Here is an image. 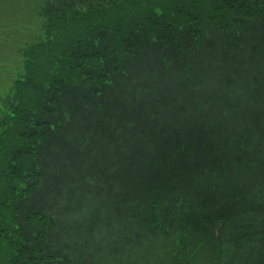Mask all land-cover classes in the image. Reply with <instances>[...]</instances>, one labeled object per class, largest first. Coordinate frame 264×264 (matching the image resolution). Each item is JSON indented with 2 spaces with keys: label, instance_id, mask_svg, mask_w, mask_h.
<instances>
[{
  "label": "trees",
  "instance_id": "16d2710c",
  "mask_svg": "<svg viewBox=\"0 0 264 264\" xmlns=\"http://www.w3.org/2000/svg\"><path fill=\"white\" fill-rule=\"evenodd\" d=\"M161 1L23 2L12 17L30 11L37 23L30 36L16 29L25 36L21 44L2 26L6 14L0 8V64L10 66L13 76L0 98V264H139L150 258L145 247L161 253V264H184L172 260L177 251L161 245L171 226L158 222L157 210L152 215L156 201L149 193L176 194L175 210L191 203V177L185 178L198 168L180 167L179 159L207 136L203 104L232 113L260 105L240 135H233L235 126H222L221 111L206 119L217 129L210 135L216 144L233 136L254 145L237 147L227 168L218 145L208 150L201 144L215 177L244 163V155L264 157V0H173L178 3L165 13L149 11L123 30L111 24L116 33L97 28L92 43L82 45L66 33L74 22ZM200 1L211 6L203 11ZM225 87L250 93L230 101L223 99ZM116 125L126 129L125 142L117 144ZM165 133L174 157L162 143ZM112 144L119 154L101 169ZM150 147L155 154L139 158ZM238 151L241 159L231 164ZM98 170L111 177L107 188ZM258 175L250 183L255 210L264 206L258 189L264 174ZM241 196L235 204L246 202ZM220 199L202 209L226 208L230 199ZM62 211L72 215L67 223L60 220ZM224 224L212 222L218 234ZM161 230L157 246L148 237ZM260 241L264 248V236ZM255 260L264 264V257Z\"/></svg>",
  "mask_w": 264,
  "mask_h": 264
},
{
  "label": "rangeland",
  "instance_id": "374dc122",
  "mask_svg": "<svg viewBox=\"0 0 264 264\" xmlns=\"http://www.w3.org/2000/svg\"><path fill=\"white\" fill-rule=\"evenodd\" d=\"M23 2L30 7L34 5V0H0V8H2L6 14L5 17H3L1 24L4 28H9L7 32L10 33V38L19 44L24 41L25 36L32 35L35 30L33 29L34 25L37 23L34 16H31L32 13L30 11L23 16L17 15L18 20L12 17L15 14L16 7L21 8ZM174 2L176 4L178 3L173 0H165L148 8H133L130 10L119 8L113 12H109V14L106 13L101 16L74 22L72 23L73 25L68 28L66 33H68L67 35L70 37L73 36L78 38V42L82 45L87 44L88 42L92 43L97 40V28L101 27V29L116 33L115 30L111 29V24H114L123 30L131 19L145 15L149 11L155 14H163L168 7L173 5ZM198 5L201 6L203 11L206 10V7L211 6V4H205L204 1L198 2ZM174 7H176V5ZM16 29L22 30L25 36H20ZM55 34H57V30H55ZM2 35L3 33L0 31V36ZM7 68H10V66H3L0 64V98L8 92L10 83L13 79V76L10 75V69L8 70ZM237 91L238 90L225 87L224 92L222 93L223 99L227 98L232 101L239 98L240 94L248 95L250 93V91ZM262 101H264V95H262ZM258 108H254L251 104V110L248 112L244 113L243 111L238 110L236 113H232V111L224 108L203 104V112L206 115V119L213 120V111H221L222 114L218 113V119L221 121L223 127H227V125L236 127L237 130L234 131V136L242 133V125L245 123L248 126L249 118ZM237 115H239V120L235 122ZM206 119L204 123V126L207 129L206 138L199 140L197 145L193 146V151H187V158L179 159L180 167H183L185 162L186 168L192 167L193 165L198 168L196 171L193 170L191 176H186L185 178L188 180L191 177L189 191H191L192 195L189 198L191 201L189 206L183 208L181 200L177 199L175 205L179 208L182 207L183 209L175 210L173 208V203L176 194H169L166 193L167 191L165 190L158 191L156 189H153L152 193H149V198L154 199L157 203L158 222H163L164 220L171 226L167 236L161 241V245L164 244L169 251H177L179 257L176 256L172 258V260L179 259L182 262L184 261V264H187L189 261V264H258L259 260L255 259L264 257V248L260 241V238H263L264 236V215L261 212L264 210V206L255 210L256 206L251 202L250 183H253L256 180V175L258 174V176L262 178V175L264 174V157L251 160L247 155H244V163H238L236 166L224 171V173H220L219 177H215L216 170L214 168L212 157L209 153L202 150L201 144H205L208 150H212L214 145H218L221 156L226 158L225 164L227 168L228 160L232 155H235V149H237V147L242 143L247 146V149L252 148L254 145L246 141L242 142V140L233 136L230 137V140L227 143L216 144L214 142V137H210V135L215 133L217 129L212 130L214 126L209 125V122L206 121ZM170 126L171 123L168 122L164 129H168ZM115 130L121 138L116 141L117 144L121 141L125 142V139L122 140V137L123 134L126 135V129L122 126L116 125ZM96 138L97 137H93L92 139L94 143L96 142ZM171 141L169 134L165 133L162 143L171 146L173 152H171L169 156L174 157L176 154L174 149L176 148L172 146ZM227 146L228 148H226ZM102 147L107 148L105 145ZM113 150L114 145L112 144L105 156V159L108 160V165L106 167H101V169H106L110 165L109 162H113L112 160L118 156L119 153L113 152ZM262 150H264V147ZM154 154L152 147H150L149 150L141 153L142 156L139 157L138 155H135L133 157L138 156L139 158H143ZM126 155L128 156L127 153ZM237 157L241 159L239 151L231 160V164H235ZM105 159L103 163H105ZM200 168L203 169L202 171H208L206 173L209 178L208 180H205L202 177V174L199 171ZM97 173V177L102 178L101 185L103 188H107L106 180L108 181L109 186V180L111 177L109 176L107 178L105 174L101 177L99 170ZM168 177L169 175H166V178ZM258 189L264 191L263 178L258 183ZM241 194L247 196L246 202L241 205L235 204V202L237 203V200L241 197L243 200L245 199ZM222 197L230 199L226 208L216 209L214 212L202 209V203L210 202L213 204L220 201V198ZM153 214L154 212L152 215ZM71 216L70 212L62 211L60 220L62 223H67L70 221ZM218 220L225 221L221 234H218L216 232L217 229L215 230L212 226V222ZM174 228H176V232ZM161 233L162 230L157 231L156 234L150 233L148 238L158 246L157 242L160 239ZM86 240L87 236H82V241L85 242ZM142 244V246H145L144 243ZM213 249L214 253L212 252ZM143 251L145 254L149 253L150 258L139 264L162 263L158 259L161 253L156 255L151 247H145ZM219 257L220 260L216 262L215 259H218ZM108 264H110V262ZM135 264L137 263L135 262Z\"/></svg>",
  "mask_w": 264,
  "mask_h": 264
}]
</instances>
